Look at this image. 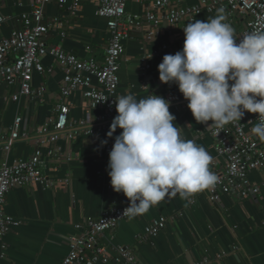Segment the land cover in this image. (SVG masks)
I'll use <instances>...</instances> for the list:
<instances>
[{
	"label": "crops",
	"instance_id": "1",
	"mask_svg": "<svg viewBox=\"0 0 264 264\" xmlns=\"http://www.w3.org/2000/svg\"><path fill=\"white\" fill-rule=\"evenodd\" d=\"M185 1H189L187 4L196 2ZM31 4L32 0H0L3 17L0 39L20 27L18 15L28 11ZM95 7V0H84L77 13L67 18L64 9L58 8L55 3L46 4L43 22L49 25L44 34L47 43L58 45L65 52L81 58L93 56L102 60L109 35L106 20L95 15ZM138 7L140 9L139 3L131 0L127 2L126 11L139 14L136 13ZM215 16L203 13L197 19L207 20ZM58 21L63 24L58 25ZM157 30L158 34L151 41H142L143 30L136 28L130 31V38L124 40L125 53L120 58L117 72V98L128 93L134 94L137 99L149 92L160 96L179 93L176 84L160 82L157 65L165 54H175L182 49V34L169 29L164 22L158 24ZM162 45H167L169 50H161ZM155 50L158 53L149 60L144 76L140 72L139 58L144 52ZM42 63L45 67L54 68L49 74L33 73L32 85L43 88L40 99L21 97L12 101L9 95L15 88L0 87V133L7 132L14 118L20 116V131L27 134L26 138L15 140L10 150L0 149V166L11 164L16 159L29 158L35 148L37 128L54 113L55 104L60 99L59 85L63 72L55 67L49 56L43 57ZM143 84L147 87L144 88ZM92 85L96 86L93 79ZM65 103L74 121L103 114L100 107L89 108L80 91L70 94ZM87 108L90 114L86 113ZM169 111L174 114V123L181 127L185 139L193 140L214 155L206 126L194 120L187 102L169 105ZM121 131L117 128L109 137L111 145ZM57 145L69 159L48 161L43 173L56 180L68 178V183L66 187L54 190L34 184L8 192L3 209L22 223L6 234L5 239L8 240L1 264H60L69 249V236L81 231L76 229L75 224L86 217H97L104 210L121 206L127 201L122 192L113 191L110 185L108 155L96 138L78 134L72 141L58 139ZM218 160L223 162L224 158ZM262 176L264 170L262 174L257 170L249 174L254 182L261 181ZM161 218L166 220L165 226L152 242L136 243L135 236L152 220ZM104 241L110 246L132 249L136 257L134 264H190L203 255L211 259L210 264H264V189L255 201H237L223 194L219 202L211 203L206 189L187 199L173 194L139 218L119 221L112 233H105ZM219 254L222 256L218 257ZM107 264L118 263L110 261Z\"/></svg>",
	"mask_w": 264,
	"mask_h": 264
},
{
	"label": "built area",
	"instance_id": "2",
	"mask_svg": "<svg viewBox=\"0 0 264 264\" xmlns=\"http://www.w3.org/2000/svg\"><path fill=\"white\" fill-rule=\"evenodd\" d=\"M83 1L32 0L30 9L18 15L20 27L0 39V87L15 88L9 95L12 101H18L21 97L29 100L42 97L43 88H35L32 85L33 73L49 74L54 68L45 67L42 63L43 57H51L55 67L63 72L59 85L60 99L55 104L54 113L37 128L35 148L29 158L16 159L11 164L0 166V259H3V250L6 248L4 236L10 232L12 226L21 222L5 213L3 209L8 192L34 184L54 190L57 187L64 188L68 183V178L56 180L43 173L44 165L48 161L61 162L63 159H69L61 153L57 145L58 139L66 138L72 141L78 134L90 135L100 143L107 141L106 144L101 143L105 154L108 155L111 150L112 145L106 134L117 114V72L120 58L125 53L123 42L130 38L132 29L143 30L142 41L147 42L156 37L158 24L164 22L169 29L180 32L184 40L183 27L186 23L207 13L224 15L226 22L235 30L237 42L252 31H264V0H196L193 4H184L185 0H132L142 5V13L139 14L127 13L126 5L129 0H95L94 13L106 20L108 42L102 60L93 56L81 58L74 53L65 52L58 45L47 43L44 34L49 25L43 22V9L46 4L55 3L58 8L67 12L68 18L77 13ZM2 21L0 14V22ZM57 23L63 24L60 21ZM160 49L167 51L169 47L162 45ZM157 53L156 50L146 51L139 58L142 75H146L148 62ZM92 79L95 80L96 86L92 85ZM143 87L146 88V84H143ZM76 91H80L89 108L100 107L103 114L71 120L70 109L65 100ZM161 96L169 100L170 105L187 102L180 92ZM89 108L86 109L88 114ZM257 115L245 112L239 122H230L223 129L211 124V121L204 123L211 136L214 151L210 168L218 178L213 187L206 189L209 202H219L223 194L237 201H255L260 198L261 190L264 189V176L259 182L249 178L252 170L261 174L264 170V142L251 132V128L259 123L260 118ZM20 124L21 117L16 116L9 130L0 133V149L8 151L15 140L27 137L26 133H21ZM221 157L224 158L223 162L218 160ZM172 195L170 193L165 199ZM127 206L128 198L121 206L110 207L97 217H86L82 222L75 224L76 229L81 231L69 236V249L60 264H107L110 261L134 264L136 257L132 249L110 246L104 241L106 232L112 233L119 221L129 219L122 215ZM165 223L164 218L152 220L135 236L136 243L152 242ZM210 263L211 259L203 255L190 264Z\"/></svg>",
	"mask_w": 264,
	"mask_h": 264
},
{
	"label": "clouds",
	"instance_id": "3",
	"mask_svg": "<svg viewBox=\"0 0 264 264\" xmlns=\"http://www.w3.org/2000/svg\"><path fill=\"white\" fill-rule=\"evenodd\" d=\"M183 33L182 49L165 54L157 65L160 82L176 84L197 123L211 121L223 129L245 112L258 114L251 132L264 142V31H252L237 42L221 14L186 23ZM169 105L151 92L139 99L131 93L115 99L117 114L106 135L122 131L108 153L107 174L113 191L128 198L122 215L129 219L147 213L170 193L187 199L217 183L210 168L213 157L184 138Z\"/></svg>",
	"mask_w": 264,
	"mask_h": 264
},
{
	"label": "rangeland",
	"instance_id": "4",
	"mask_svg": "<svg viewBox=\"0 0 264 264\" xmlns=\"http://www.w3.org/2000/svg\"><path fill=\"white\" fill-rule=\"evenodd\" d=\"M127 2H131V0H129V1H127ZM188 2H189V1H185L186 4H187ZM139 6H140V9H139V7H138V8H137L138 11H137L136 13H141V11H142V10H141V9H142V8H141L142 5L139 4ZM210 15H214V14H210ZM21 223H22V222H21ZM21 223H19V224H21ZM16 227H17V226H16ZM16 227H15V226H12V227H11V230H12L13 228H14V230H15ZM11 230H10V231H11ZM5 238H6V235H5V237H4L3 239H4V241L7 243L6 240H8V239H5ZM8 242H9V241H8ZM22 254L25 256V253H22ZM20 256H21V255H20Z\"/></svg>",
	"mask_w": 264,
	"mask_h": 264
}]
</instances>
